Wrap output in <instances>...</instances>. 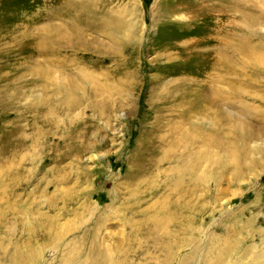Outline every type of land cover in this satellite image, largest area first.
<instances>
[{"label":"rangeland","instance_id":"1","mask_svg":"<svg viewBox=\"0 0 264 264\" xmlns=\"http://www.w3.org/2000/svg\"><path fill=\"white\" fill-rule=\"evenodd\" d=\"M221 1L0 0V264L38 247L66 264L95 240L158 264L164 210L170 264L208 244L223 264L264 260V61L241 57ZM234 1L264 17V0ZM115 14L135 38L109 34Z\"/></svg>","mask_w":264,"mask_h":264},{"label":"bare ground","instance_id":"2","mask_svg":"<svg viewBox=\"0 0 264 264\" xmlns=\"http://www.w3.org/2000/svg\"><path fill=\"white\" fill-rule=\"evenodd\" d=\"M94 3H96V2H93V4ZM220 5H222V6H220ZM220 5H219V9H218L219 11L224 12V10H226L227 12L229 11V12H232V13H235L238 15V18L240 21L239 25L241 26L240 28H241L242 34L240 35L239 43L236 47V50L239 52L241 57L244 58L245 60H248V61L253 60L251 63V67L255 70L259 65H261V62L264 61V60H262V58H264V36L256 33V29L261 27L260 25H261V23L263 21L262 19L264 17L261 14L257 13L256 8L253 9L254 7L251 6V4H250V6L252 7V9L250 7H243L240 3H237V1H234V0H222ZM217 6H218V4H217ZM201 9H203V8H201ZM246 9H248V10H246ZM58 10H59V8H58ZM208 10L211 13H213L215 11L212 7H211V9H208ZM173 11H175V10H173ZM129 13L130 12H128V14ZM101 24H104L103 26L105 27V29H109V31H110L109 34L112 36H115L117 38H121L124 40L135 38V31H134L133 26H131L130 21L127 22V20L126 21L123 20V18L120 16V14L119 15L115 14L113 18L109 17L105 23H101ZM51 29H53V28H51ZM57 29L58 28L55 26L54 29L52 30L54 33L53 37L54 36L59 37V36H56ZM49 31H51V30H49ZM105 32L108 33V31H105ZM49 33H51V32H49ZM224 35H225V33H224ZM226 37H227L226 35L223 36V40H222L225 43H227ZM47 39H49V38H47ZM254 39L256 40V43L254 42ZM45 41L41 40V42H39V45L46 49L47 46L45 47ZM224 46H225V44H224ZM226 59H227V57H226ZM231 62L236 63L237 61L230 59L229 63H231ZM216 63L219 64L220 67L222 66L224 69H226V61L224 64L223 60H221L220 58L217 57ZM164 212H165V215H163L159 219L160 221H158L157 223H155L153 225L157 231V236L159 234L161 235V237H160L161 239H158V237L156 238L158 240V242L155 241V244L159 250L162 249L161 253H162V251L165 253L164 260H162V262H160L158 264H170L171 259H172L171 258V256H172L171 251L174 250V247L176 245L175 244L176 239H177V235H176L175 231L171 232L169 230V226L172 223V220H175L172 217L173 214H171L168 210H164V211H159L158 215H160ZM180 218H182V217H180ZM175 222H177V221H175ZM179 222L181 223L182 221H179ZM182 224H184V223H182ZM178 226H180V225H178ZM244 226H247V225H244ZM178 231H180V230H178ZM179 233H177V234H179ZM214 238H215L214 235H210L207 238V241L213 240ZM214 240H216V239H214ZM214 240H213V242H214ZM181 241H180V243H181ZM226 243H227V240L225 238H223V242H222V240L219 239V244L221 246H225ZM237 243H238V241L235 242V246ZM239 244H241V243H239ZM55 245H57L56 242H55ZM97 245H100L97 242V240H95L94 242H91L90 248L88 250L89 254H85V252L82 253V251L85 250V249L83 250V248L81 249V251H79L77 249L76 250L73 249L74 250V251H72L73 253L71 252L72 255L68 256V258H69V262L67 261L68 264H70V262H72L71 264H128L127 258L125 256L119 257V259L117 258L118 261H116V260H114L115 256L111 250L104 248V246H102V248L98 247ZM50 246H51V244H50ZM198 248H200V247L198 246ZM50 249H51L50 251L52 252V248H50ZM240 249H242V248H240ZM196 251H197V247H194L193 249L191 248L190 258H192V259H193V257L195 258L194 254ZM41 252H43L42 248H39V247L36 250V254H34V252L29 251L26 253V255H21L17 251L16 253H18V254H15L13 257H11V255H10V262H11L10 264H39L38 259H40ZM84 254L87 255V257H84ZM249 254L250 253H248V248L246 249V251L244 249V252H241V256H240L241 259L239 258V256H238V258L240 260H242V262H243V260H246L247 264H264V260L263 261L261 260V258L263 256L261 258L258 256L254 257L252 261L251 260L249 261ZM202 257L204 259L201 262V264H223L225 262V260L227 259V249L221 248L218 251H215L214 247L212 245L210 246L208 244V247L206 248V251L204 252ZM120 258H122V259H120ZM66 260H67V258H66ZM67 262H66V264H67ZM243 263L245 264V262H243ZM47 264H48V262H47ZM180 264H182V262Z\"/></svg>","mask_w":264,"mask_h":264}]
</instances>
